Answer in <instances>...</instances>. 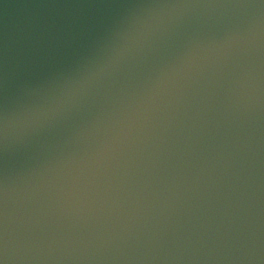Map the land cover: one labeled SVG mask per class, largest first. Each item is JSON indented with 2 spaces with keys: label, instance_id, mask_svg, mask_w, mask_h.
Instances as JSON below:
<instances>
[{
  "label": "water",
  "instance_id": "obj_1",
  "mask_svg": "<svg viewBox=\"0 0 264 264\" xmlns=\"http://www.w3.org/2000/svg\"><path fill=\"white\" fill-rule=\"evenodd\" d=\"M0 264H264V0H0Z\"/></svg>",
  "mask_w": 264,
  "mask_h": 264
}]
</instances>
